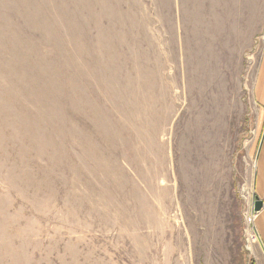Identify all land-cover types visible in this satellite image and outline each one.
<instances>
[{
  "label": "rangeland",
  "instance_id": "obj_1",
  "mask_svg": "<svg viewBox=\"0 0 264 264\" xmlns=\"http://www.w3.org/2000/svg\"><path fill=\"white\" fill-rule=\"evenodd\" d=\"M263 27L264 0H0V264H251Z\"/></svg>",
  "mask_w": 264,
  "mask_h": 264
},
{
  "label": "crops",
  "instance_id": "obj_2",
  "mask_svg": "<svg viewBox=\"0 0 264 264\" xmlns=\"http://www.w3.org/2000/svg\"><path fill=\"white\" fill-rule=\"evenodd\" d=\"M247 97L254 123L250 131L251 137L242 148L253 162V171L248 178L251 181L249 187L254 197L262 202V207L255 220L258 239L252 244L250 255L244 247L243 251L248 255L251 264H264V51L257 55Z\"/></svg>",
  "mask_w": 264,
  "mask_h": 264
},
{
  "label": "built area",
  "instance_id": "obj_3",
  "mask_svg": "<svg viewBox=\"0 0 264 264\" xmlns=\"http://www.w3.org/2000/svg\"><path fill=\"white\" fill-rule=\"evenodd\" d=\"M254 53H259L264 51V27L261 32L254 39ZM243 205H242V215L244 221L243 233H242V243L244 249L251 254L252 244L258 239L257 229H256V215L255 209L256 198L251 190V188H244L240 190Z\"/></svg>",
  "mask_w": 264,
  "mask_h": 264
},
{
  "label": "water",
  "instance_id": "obj_4",
  "mask_svg": "<svg viewBox=\"0 0 264 264\" xmlns=\"http://www.w3.org/2000/svg\"><path fill=\"white\" fill-rule=\"evenodd\" d=\"M261 207H262V202L257 198L255 202L256 211L260 210Z\"/></svg>",
  "mask_w": 264,
  "mask_h": 264
}]
</instances>
